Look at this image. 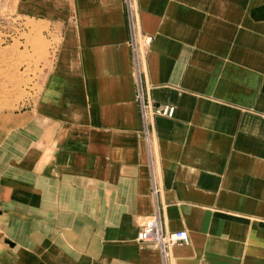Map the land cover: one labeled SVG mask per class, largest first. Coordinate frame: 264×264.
Returning <instances> with one entry per match:
<instances>
[{
  "label": "crops",
  "instance_id": "1",
  "mask_svg": "<svg viewBox=\"0 0 264 264\" xmlns=\"http://www.w3.org/2000/svg\"><path fill=\"white\" fill-rule=\"evenodd\" d=\"M0 0L31 72L0 111V264H264V0ZM188 245H139L154 214Z\"/></svg>",
  "mask_w": 264,
  "mask_h": 264
},
{
  "label": "built area",
  "instance_id": "2",
  "mask_svg": "<svg viewBox=\"0 0 264 264\" xmlns=\"http://www.w3.org/2000/svg\"><path fill=\"white\" fill-rule=\"evenodd\" d=\"M125 4L130 30V46L136 69L137 102L143 133L149 142L154 120L158 117L172 119L176 109L172 105L154 103L149 97V87L144 79L145 75L141 70V63L145 58L146 51L153 43V37L141 33L134 0H125ZM151 169L152 195L156 201V209L154 214L147 217L142 223L137 241L139 245H156L165 262L167 252L175 246L188 245L190 243V236L187 231L172 232L166 229L163 207L158 201L161 188L157 180L153 162H151Z\"/></svg>",
  "mask_w": 264,
  "mask_h": 264
},
{
  "label": "rangeland",
  "instance_id": "3",
  "mask_svg": "<svg viewBox=\"0 0 264 264\" xmlns=\"http://www.w3.org/2000/svg\"><path fill=\"white\" fill-rule=\"evenodd\" d=\"M16 23L0 7V111L9 108L19 109L24 104L18 103L20 97L31 88V72L23 71L22 62L16 56Z\"/></svg>",
  "mask_w": 264,
  "mask_h": 264
}]
</instances>
